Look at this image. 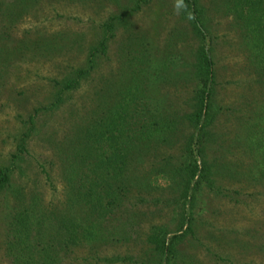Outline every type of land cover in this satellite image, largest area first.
<instances>
[{
	"label": "rangeland",
	"instance_id": "374dc122",
	"mask_svg": "<svg viewBox=\"0 0 264 264\" xmlns=\"http://www.w3.org/2000/svg\"><path fill=\"white\" fill-rule=\"evenodd\" d=\"M196 1L215 74L204 145L212 182H203L191 205L182 206L180 187L167 170L184 159L192 130L184 115L192 110L199 40L180 0H0V169L9 176L0 188V264H9L6 240L17 208L62 206L77 160H71V148L135 77L140 107L147 116L172 118L174 130L130 166L137 179L104 217L101 243L77 240L69 252H59L60 264H155L147 235L153 226L176 231L185 211L191 231L176 246L179 263L264 264V182L253 179V131L264 129V79L253 47L263 50V36L248 33L227 0ZM136 2L140 8L120 18L123 7ZM112 15L119 19L106 53L57 100V82L86 66L89 48ZM23 138L25 150L19 151Z\"/></svg>",
	"mask_w": 264,
	"mask_h": 264
},
{
	"label": "trees",
	"instance_id": "16d2710c",
	"mask_svg": "<svg viewBox=\"0 0 264 264\" xmlns=\"http://www.w3.org/2000/svg\"><path fill=\"white\" fill-rule=\"evenodd\" d=\"M227 3L230 11L248 29V33L253 35V30L261 31L263 37L260 41L264 42V0H227ZM180 7L182 16L189 18L199 40L193 64L196 83L192 95V110L184 115L192 130L184 144V159L167 170L171 182L177 181L180 187L179 198L183 206L189 203L191 205L194 191L203 182L208 185L212 182L209 178L212 174L211 164L204 157V145L210 139L208 127L214 112L215 74L211 47L205 42L207 33L197 1L180 0ZM139 8L138 2L125 5L120 18ZM118 19V15H112L102 23V36L89 48L86 66L78 68L74 75L64 78L60 83L57 82V100L61 99L65 90L75 88L80 79L93 70L98 55L106 53V42L113 36ZM259 45L253 48L259 56L257 63L260 76L264 79V47L259 51ZM136 80L139 78L135 77L132 85L109 108L102 111L101 117L86 125L78 145L71 148V160H77L69 170L71 175L68 176L67 197L62 206H54L49 210L39 209L37 204L31 210L26 206L17 208L6 240L9 264H60L59 252H69L70 245L77 240H84L90 245L101 243L105 232L104 217L112 214L124 202L132 181L137 179L130 166L139 155H143L144 150L150 148L151 142H166L176 124L172 118L164 115L157 118L147 116L145 107H140L141 82ZM257 129L253 131V154L258 160L253 166V179L264 182V129L258 125ZM24 141L23 138L18 144L19 151L25 150ZM167 166L162 164V167ZM8 178L6 168H1L0 188L7 184ZM37 211L41 213V218L35 216ZM47 218H50V222L44 224L42 220ZM188 219L189 211L182 212L177 230L170 233L161 231L156 226L151 228L146 242L152 246L155 264H182L178 262L179 251L176 246L187 231H191ZM119 259L121 260L120 257H105V260L120 261Z\"/></svg>",
	"mask_w": 264,
	"mask_h": 264
}]
</instances>
